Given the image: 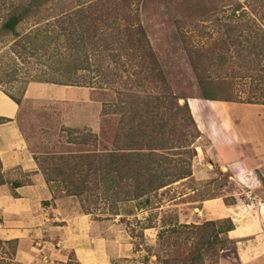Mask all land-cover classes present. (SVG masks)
<instances>
[{
    "label": "trees",
    "instance_id": "1",
    "mask_svg": "<svg viewBox=\"0 0 264 264\" xmlns=\"http://www.w3.org/2000/svg\"><path fill=\"white\" fill-rule=\"evenodd\" d=\"M134 2L0 0V41L13 36L12 50L24 62L35 56L45 64L49 71L40 80L94 87L92 75L83 73L89 70L94 72L99 89L115 95L102 106L104 116H119L113 147L94 150L93 154L58 155L53 168L41 167L35 158L41 168L36 172L50 184L54 197L53 181L76 197H98L103 189L109 212L114 215L133 214V208L125 212L119 209L120 203L134 201L133 207L148 206L151 195L160 188L191 176V161L184 155L192 157L191 145L200 135L187 100L180 102V96L165 89L163 76L150 70L156 59L136 19ZM211 16L189 22V30L186 26L181 29L200 96L264 104V0H236ZM27 21L32 22L30 28L21 33L19 26ZM3 90L21 104L20 97ZM6 119L0 117V122ZM91 137L99 138L90 135L88 142ZM178 153L183 156L176 157ZM82 159H90V165ZM24 175L13 184L33 182L29 173ZM3 182L0 163V184ZM83 207L84 213L90 212L87 203ZM209 224L174 222L159 231V251L155 254L159 264H204L205 256L218 244L222 250L226 239L218 233L235 224L228 219L227 225L216 231H210ZM191 238L196 239L189 241ZM17 246L16 238L0 240V264H30L16 259ZM62 264L83 263L69 256Z\"/></svg>",
    "mask_w": 264,
    "mask_h": 264
},
{
    "label": "rangeland",
    "instance_id": "2",
    "mask_svg": "<svg viewBox=\"0 0 264 264\" xmlns=\"http://www.w3.org/2000/svg\"><path fill=\"white\" fill-rule=\"evenodd\" d=\"M134 1L136 19L156 59L150 70L163 76L164 88L180 96V102L187 100L200 130L191 145L194 154L184 155L191 161L192 174L160 188L155 196L151 195L153 199L148 206L133 207L134 201L120 203L123 212L133 208V214L125 215L109 212L111 207L103 189L97 193L98 197H76L66 193L60 182L53 181L57 209L53 212L57 219L54 224L60 227L47 237L50 243L44 249L45 256L40 254L37 262L30 264H62L69 256L86 264L84 250L62 247L59 242L65 228L63 217L84 213L83 203L90 210V238L102 235L106 239V254L114 264H159L155 255L159 251V231L174 222L197 225L205 221H209L210 231H216L227 225L228 219L233 221L229 213L233 205L244 211L245 218L253 214L264 228V212H258V207L264 204V104L201 97L181 33L185 26L190 29L189 22L207 15L213 17L220 8L236 0ZM31 23L22 22L21 33L28 31ZM12 38L0 41V87L21 98L18 123L41 167L53 168L58 155L93 154L94 150L113 147L115 121L119 116H104L102 106L103 101L111 102L115 95L98 88L94 72H83L92 75L94 87L40 80L49 69L35 56L24 62L12 50ZM104 130L108 135H104ZM93 134L99 138L91 137L88 142ZM179 156L183 153L176 154ZM82 160L90 165V159ZM212 197L222 198L224 206L214 215L199 214L201 203ZM247 208L252 209L251 214ZM148 224L152 226L147 227ZM218 236L226 239L223 249L218 244L205 256L204 264H242L236 238L227 232ZM248 264H264V253Z\"/></svg>",
    "mask_w": 264,
    "mask_h": 264
},
{
    "label": "crops",
    "instance_id": "3",
    "mask_svg": "<svg viewBox=\"0 0 264 264\" xmlns=\"http://www.w3.org/2000/svg\"><path fill=\"white\" fill-rule=\"evenodd\" d=\"M18 113L19 104L0 88V117L7 118L0 122V163L4 177L0 184V240L18 239L16 259L33 263L40 254L45 256L44 249L50 243L47 237L51 231L58 230L60 224H54L57 219L53 212L57 209L53 189L43 175L36 172L39 171L38 164L18 123ZM26 173L32 176L33 182L15 186L13 181L24 178ZM222 206V198L212 197L201 203L198 212L214 215ZM229 209L235 226L227 234L236 238L238 256L242 264H248L264 253V228L253 214L251 218H245L240 207L233 205ZM262 210L264 212V204L258 207V212L262 213ZM62 220L65 222L59 241L62 247L84 250L86 264H111L106 254V239L102 235L90 238L89 213L63 217Z\"/></svg>",
    "mask_w": 264,
    "mask_h": 264
},
{
    "label": "bare ground",
    "instance_id": "4",
    "mask_svg": "<svg viewBox=\"0 0 264 264\" xmlns=\"http://www.w3.org/2000/svg\"><path fill=\"white\" fill-rule=\"evenodd\" d=\"M192 105V104H191Z\"/></svg>",
    "mask_w": 264,
    "mask_h": 264
}]
</instances>
